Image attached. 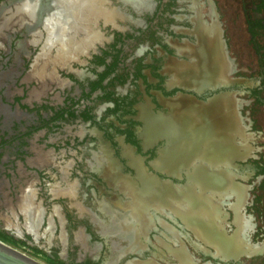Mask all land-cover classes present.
I'll return each instance as SVG.
<instances>
[{
  "label": "rangeland",
  "instance_id": "obj_1",
  "mask_svg": "<svg viewBox=\"0 0 264 264\" xmlns=\"http://www.w3.org/2000/svg\"><path fill=\"white\" fill-rule=\"evenodd\" d=\"M106 1L116 12L111 17H105L101 11L100 15L95 14L91 21L94 28L89 27L87 35L81 34L86 42L78 41L71 46L61 42L59 33L65 29L62 25L66 24L63 21L66 14L60 10L59 0H51V10L42 0H21L19 9L18 0L3 2L7 10L0 11V132L12 140L25 135L40 120L47 121V127L0 149V233L20 252L41 264H83L86 260L139 264L140 258L157 255L158 259L164 252H173L178 248L179 237L184 236L191 248L212 249L214 254L219 249L215 243L192 240L193 233L199 236V230L188 223L186 208L179 201L201 194V207L207 204L202 207L206 213L201 212L202 218L206 215V221H210L208 206L212 210L217 208L211 217L218 220L216 224L222 226L228 240L249 235L252 246L264 245V186L259 188L264 176L257 174L260 163L258 166L255 163L264 161V105H253L250 96L251 90L261 88L263 75L260 55L253 49L246 24L247 20L260 22L261 28L257 30L260 36L256 40L263 47L264 17L256 7L264 0H214L216 14L213 18L208 17L209 12L205 16L208 23L215 18L219 27L232 82L230 88L234 90L240 126L234 134L237 143L235 138L229 142L236 144L232 145L236 152L233 157H240L235 166L202 164L204 160L200 158V162L193 159L184 165L181 159L180 164L168 161L176 146L175 151L184 152L182 156L186 158L192 145L182 140L183 131L178 145L167 144L165 137L169 134L157 122L150 123L149 133L153 139L159 133L158 141L162 144L158 148H164L163 151L146 157L124 144L117 129L129 128L141 140L148 127L143 117L150 99L146 94L150 90L154 94L156 79L155 68L146 65L156 66L153 63L157 64L161 42L172 37L184 40L180 33L189 27L192 12L183 0L170 5L169 0H160L158 11L164 9L162 15L147 17V27L139 30L140 24L129 22L117 10L132 5ZM77 4L73 11L87 6L89 1ZM46 7L48 16L57 15V23H53V29L58 30L56 35L49 36L45 25ZM135 8L148 11L151 6L147 2L140 10ZM91 12L85 13L86 16L90 17ZM84 23L90 26L88 21ZM95 33L100 40L91 38ZM112 33L116 34L113 44ZM68 34L69 31L64 33ZM163 47L166 49V45ZM103 53L106 58L102 64L92 61V56ZM113 60L114 67L107 78H114L88 95L90 84L105 71L104 64ZM175 105L179 112L186 107ZM150 110L155 112L154 108ZM59 112L66 119L50 121ZM84 112L91 116L90 121L81 119ZM158 112L167 115L165 110ZM166 120L162 119V123ZM232 121L237 124L236 117ZM154 143L157 142L150 146H155ZM145 161L149 162L148 171L144 168ZM175 166L182 167L173 177L169 172ZM198 173L208 177L226 175L228 186H206L204 190L194 183V175ZM147 180L172 195V199L165 198L160 206L152 197L143 208L149 218L146 217L147 222L141 219L136 222L135 236L130 232L132 222L130 231L122 234L116 229L117 222L131 210L134 194L145 187L152 188L153 185H146ZM257 197L258 202L253 203ZM253 205L258 221L251 210L248 212ZM241 210L247 218L244 222L238 217ZM144 252L148 255L143 256ZM246 260L249 259L242 257L228 264H249Z\"/></svg>",
  "mask_w": 264,
  "mask_h": 264
},
{
  "label": "flooded vegetation",
  "instance_id": "obj_2",
  "mask_svg": "<svg viewBox=\"0 0 264 264\" xmlns=\"http://www.w3.org/2000/svg\"><path fill=\"white\" fill-rule=\"evenodd\" d=\"M4 1H7V0H0V11L7 10L6 6L3 4ZM59 1H60V3H58V4H60L59 8H60V10H62V12H63V10L65 12L70 11L69 8L66 9L67 6H69L71 11H73L76 8V5H78L77 0H59ZM88 1L91 2V0H88ZM93 1H94V4H92L91 8L88 7V4H87V6H85L83 8H81V6H79L80 12L73 14L74 17L72 15H69L63 19V21H65L66 24L62 25V27L64 26L63 28H65V29L63 30V32L59 33L60 36L62 35L61 36L62 37V41H61L62 43H69L71 46L72 44H74L78 41H80V43L86 42V40H84L83 37H81V34L87 35V33L91 30V29H89V27L94 28V25H92L91 23H89L90 26L85 25V23H84V25H83V23H81V27H79L77 25V23H79V19H77V18H82L80 16L84 15L85 13L88 15L89 11L92 10L93 12H91V13L94 14V16H95V14L100 15V11H101L107 17H111V15H112L111 13L116 12V10H111L109 8L108 4L106 3L107 2L106 0H93ZM118 1H120V0H118ZM146 1L149 2V6H151V9L148 11H146V10L138 11L135 7L139 8V10H140L143 8V5H138V6L132 7L133 5L131 6V4H129V3L127 5H130L131 6L130 8H125V9L122 8V9H117V10L119 11V13L123 12L124 14L123 13L122 14L124 16L126 15L128 17L129 22L135 23V24L136 23L140 24L138 29L142 30V29H145L147 27L146 21H145L147 17L155 16L156 13H158L159 15H162V13L164 12V9H162V8L161 9L159 8L160 10L158 11L160 0H146ZM179 1L180 0H169L168 4L170 5V3L179 2ZM201 1L202 0H183V2H188V6L192 12V14H191L192 18L188 19L189 27L182 29L181 33H180L184 37L183 38L184 40L178 41L172 37L171 40L168 42H166V41L161 42V44H159V57L157 58L159 61L157 60V64L153 63L156 66L146 65L145 63H143L142 67H144L146 65V67L151 66V67L155 68L154 79H156V82L154 84V89H152L154 91V94L153 95L150 94L151 90L147 91L148 94H146V96L147 95L150 96L149 97L150 99H148V105H145L143 117L145 120V124L148 125V127L146 126L148 130L145 128L146 130L143 132L144 138H142L141 140L139 138H137L132 132L133 136L135 137V141H137V143H138L139 149H137L134 145L128 143L126 141L125 133L124 134L120 133L119 131H121V130L117 129V133H119L120 135L123 136L124 144L129 145V146H133L136 151H138L139 153H142V155H145L146 157L147 156H150V157L154 156V154L156 153L155 151L160 150V152H161L164 150V148H161V149L158 148L160 145L159 143H161L158 141V139L161 138V136H158L159 133H157V135H156L157 137L154 139L152 138V135L149 133L150 132L149 127H150L151 122H153V123L157 122V123H159V126H162L163 128H165V131L169 134L168 136L165 137V141L167 142V144H169V145H176L177 144L178 145V143H179L178 141L181 138H182V140H185L186 137H181V138L179 137L175 141L173 134H175V131H176L178 133V135H180V133H182V131H183L184 135H185V131L191 129V127L193 125L192 118H193V115L196 116L195 113H196L197 109L200 110V107L202 105L206 106L208 104L222 103L224 106L225 105L224 101H226V104H227L228 95L233 94L234 90L230 88L231 85H228L226 83L227 81L229 82V80H231V79H229L230 73H228V68L226 67V57L224 56L223 49L221 48V45L222 44L224 45V43H223V41L219 35L220 32L217 30L215 31V28L213 26H211V24H209L208 21L206 20L205 16H203L202 11H201L202 10ZM42 2L43 3L46 2L45 5L51 10V7H50L52 5L51 0H45V1L42 0ZM120 2L123 3L122 1H120ZM147 2L145 4H147ZM17 4H18L17 8L19 9V6L21 4V0H18ZM95 5H96V7H95ZM123 5H125V4L123 3ZM47 7H46V9H47ZM94 7L97 8V10H95ZM76 11H78V9H76ZM46 15L47 16L45 18V25L49 29V36L56 35V32L58 30L55 28L53 29V27H54L53 23H57V19H58L57 15H53V16L49 15L48 16V9L46 11ZM48 17H50V18L48 19ZM111 20H108V21H111ZM47 21H49L51 24L48 25ZM92 21H93V19H92ZM111 23L112 22H108V24H111ZM66 31H69L70 35L68 34L65 36L64 33ZM212 32H214V34H215L214 36H213ZM128 33H130V32H128ZM125 35H126L125 36L126 38L130 37L129 34H125ZM200 36L205 37L204 44H205V50H207L206 55L208 56L209 61L214 62L215 65L220 64L219 72L217 74L218 76L215 79V82H216V80L217 81L219 80L220 85L216 86L214 89L206 87V88H203L201 92H198V90H197L198 87H195V84H196V81L199 80V75H196L197 69H199V68L195 64H196V62H198L196 60V46L199 45V37ZM91 38H98L100 40L101 37L99 34L97 35L95 33V34L91 35ZM111 39H112L111 42L113 44L116 40V34L115 33L114 34L112 33ZM164 45H166V49L163 47ZM105 58H106L105 53H103L102 56L94 55L91 57V59H93L92 61H97V64L98 63L102 64L105 61ZM205 60H206V58H205ZM113 63H114V60H113V62H110L108 64H106V63L104 64V67H106V68H105V71L103 72V74L109 68H111V71L113 70V67H114ZM111 71H110V73H111ZM102 75L98 76L97 80L90 84V88H91V85L95 84ZM195 76H198V78H196ZM107 77L103 80L102 86H103L104 82H106V84H108L109 83L108 81L110 79L112 80L114 78V76L110 77V78H107ZM231 84H232V82H231ZM90 88L87 91L88 93L90 91ZM98 90H101V89H96L94 92H96ZM94 92H92L91 94H93ZM216 97H219V100H217ZM176 103H180L181 105L185 104L186 107H183L184 112L183 111L179 112L180 110L177 108V105H175ZM150 108H154L155 112L150 110ZM158 110L167 111V115H164V114L162 115L161 113L158 112ZM235 116H236V120H237V125H239V121H238V117H237L238 113L235 112ZM235 116L233 113L232 114V120H234ZM164 118H166L167 120L162 123V119H164ZM148 121H149V123H148ZM179 123H181L183 125V126L180 125V126H182L181 128H183L182 131L177 129L179 126L177 124H179ZM46 125H47V121L40 120L36 125L31 126V128H29V131L25 135L18 136L17 138L13 137L12 140H10V138H8L5 133L0 132V137L2 136L6 141L3 145H0V149L2 147L6 146L7 144H9L13 140H20L19 137L24 138L25 136L31 134L33 131H38L40 129L47 127ZM128 130L131 132V130L129 128H123L122 129V131H128ZM170 137H172V138H170ZM113 139H112V141H114ZM153 142H157V143H154L155 146H153V145L150 146V144ZM218 143L221 144V147H223V146L225 147L224 151L220 152L219 148H218L219 146L217 147L214 145V144H218ZM211 144H212V147H211ZM207 145H209V152L210 153H207L202 159L207 160L208 162H210L208 156H210L211 158H214V159H229L230 157H233L236 155L234 146H232L230 144V142H228L227 140L226 141L225 140H219V141L216 140L214 142L208 141ZM176 147L173 149L172 153L183 155L184 152H181V151L178 152L179 150L177 152L175 151V149H177ZM143 148H145L146 150H143ZM213 148H215V149H213ZM116 153H118V152H116ZM216 157H218V158H216ZM175 167H177V166H175ZM144 168H145V171L149 170V162L148 161H145ZM199 174L204 175L205 178L208 177L206 174H203V173H199ZM153 178L158 180L157 175H153ZM209 178H210L211 182L213 183L212 185H215V186L218 185V182L216 180H214V178L217 179V177H209ZM149 184L151 186L153 185L152 188L145 187L142 192L134 194L133 197H137L139 202H144L147 198L146 195L149 192L152 191V192L156 193L157 191H163L159 186L154 185V184H152V182L147 180L146 185H149ZM163 192H165V191H163ZM166 195H168L170 198L172 196L169 193H166ZM192 195L194 196V194H192ZM173 199H176V198L173 197ZM185 199H179L180 205L184 204L183 201ZM186 204H188V203H186ZM213 211L214 210H212V208H211V210H209L207 214L211 215ZM187 212L188 211H185L184 214L186 215ZM203 214H206L205 211L203 212ZM144 215H146V214L144 213ZM203 216H204V221H205L206 215H203ZM186 217L189 221V217L187 215H186ZM140 219L145 221V219H143V217ZM127 222H128V224L124 225L123 231H119L122 234L123 233L126 234V232H128L130 227H131V223L129 221H127ZM210 223L211 222L208 221L207 225L208 226L210 225V227H211L212 223L211 224ZM117 226H118V224L116 225V228H117ZM134 227H136V224L133 225V228ZM137 229H138V226L136 227V231H137ZM118 230H120V229L118 228L117 231ZM133 231L131 230V232H133L134 236H135L137 234L135 232V228L133 229ZM207 234H208V236H210V235L215 236L217 239L219 237H222V234L216 232L214 230V228H212V230L210 232L207 230ZM142 255L147 256L148 252H144ZM147 259H149V258L143 257V258H140L138 260V262H144ZM252 261L253 260H250L251 263H253ZM255 263H257V261H255ZM64 264H71V263L64 262ZM83 264H100V262L98 260L97 261L86 260Z\"/></svg>",
  "mask_w": 264,
  "mask_h": 264
},
{
  "label": "water",
  "instance_id": "obj_3",
  "mask_svg": "<svg viewBox=\"0 0 264 264\" xmlns=\"http://www.w3.org/2000/svg\"><path fill=\"white\" fill-rule=\"evenodd\" d=\"M124 4H128L129 0H120ZM93 0L89 2L88 7L91 8ZM96 7V5H95ZM94 7V8H95ZM84 15L80 16L83 17ZM74 17V15H73ZM87 17V16H86ZM78 19V18H77ZM77 21V20H76ZM206 36V35H205ZM205 37H199V45L196 46V66L197 69L196 75H199V80L196 81L195 87H198V92H201L203 88L214 89L216 86L220 85L219 80L215 82L216 77L218 76L220 64L215 65L214 62L209 61L208 56L206 55L205 50ZM206 58V60H205ZM229 73V69H228ZM198 78V76H195ZM198 83V84H197ZM228 85H231V80L226 82ZM197 85V86H196ZM230 95V94H229ZM228 95V96H229ZM219 100V97H216ZM216 100V101H217ZM214 102V101H213ZM200 107V106H199ZM230 101L227 103V111L224 112V115L221 111H224V106L221 103L219 104H208L206 106H201L200 110L197 109L196 116L193 115L192 122L193 125L191 129L185 131V137L189 143H191L192 148L190 153L184 159L186 164L193 160H199V154L202 150V147L208 142H214L216 140H229L230 135L238 130L237 124L232 121V109ZM227 131V134H225ZM225 134V135H224ZM208 156V155H207ZM210 162L202 161L210 165H217L224 163L221 160L211 158L208 156ZM211 158V159H210ZM218 158V157H216ZM207 159V158H206ZM232 159H227L228 162H231ZM0 264H41L24 253L20 252L12 244H7L0 240Z\"/></svg>",
  "mask_w": 264,
  "mask_h": 264
},
{
  "label": "crops",
  "instance_id": "obj_4",
  "mask_svg": "<svg viewBox=\"0 0 264 264\" xmlns=\"http://www.w3.org/2000/svg\"><path fill=\"white\" fill-rule=\"evenodd\" d=\"M213 1L214 0H202L201 1V6H202L201 11H202L203 16H206V14L209 12L208 17L213 18L214 14H216V7H215V3ZM210 22L211 23H209V24H211V26H213L215 28V31L216 30L219 31V27L216 23L215 18L210 19ZM221 48L223 49L224 56L226 57L223 44L221 45ZM234 99H235L234 94H232V95L230 94L228 96L227 103L229 100L231 107H232V113H234V115H235V112L238 113V111H237V107L235 105ZM224 103H225L224 111H221L223 113V115H224V112H226L228 110L226 101H224ZM221 105H222V103H221ZM238 121H239V119H238ZM239 126L240 125H237V129ZM225 134H227V131ZM234 134H233V136H234ZM230 136H231L230 139L232 138V141H233V138H235V143H237V141H238L237 135H235L233 137L231 134ZM227 141L229 142V140H227ZM235 143L233 142L232 145L236 146ZM170 154L171 155H169L168 161H171V162L178 161L179 162V159H181V161L183 162V165L186 164V162L184 161V159H185L184 156H182L180 154H176V153H170ZM239 158L240 157H233V160L231 162H227L226 164L225 163H220V164L224 165V166H235V161H237ZM230 159H232V158H230ZM195 161H199V160L195 159ZM201 163L204 164V162H201ZM179 164H180V162H179ZM180 167H182V166H177L175 168V170L171 169L169 172L170 173L169 175H171L173 177L178 175L179 172L177 173V171H178V169H180ZM169 187L171 188L172 186H169ZM200 187H201V185H200ZM203 188L205 190L204 186H203ZM175 193H177V192H175ZM198 193H202V192H200V190H199ZM204 205H207V204H203V206ZM208 207L213 208L212 206H208ZM196 209L204 210L203 208H196ZM216 210H217V208L214 211L216 212ZM214 211L210 215V221L214 222V224H216V222L218 223V220L213 219V217H211L213 215ZM238 217L242 220V222H244L245 219H247L243 215L242 210H241V212L238 213ZM188 223L192 225V223H190L189 221H188ZM216 225L222 234V237H219L217 240H216V238H214L215 240L212 239L213 236L208 237V235H206V233L203 232L198 227H196V228L200 231L198 233L199 236H196V234L193 233L194 238L193 239L191 238L192 240H194V242L195 241H209V242H213L216 245H218L219 249L214 254H213L212 249L210 250V249L203 248V249H197L196 250L194 248H191L190 245L188 244V241L185 239V236H184V237H179L178 244H177L178 248L173 250V252H171V253H165L164 252V255L158 256V259H157V255H156V257L151 256L150 259H147L146 261L139 262V263L140 264H228V262L230 260L236 261L239 258L246 257L247 259H249V260H246V263L256 264L255 261H257V264H264V245L258 244V245L252 246L253 244L251 243V238L249 237V235L248 236L242 235L241 238H239V239L235 238L232 240L231 239L228 240L227 236L224 233L225 231H223V229H222V226L220 224H216ZM193 226H196V225L193 224ZM247 246L248 247L251 246V248L250 247L246 248ZM250 260H253V263H251Z\"/></svg>",
  "mask_w": 264,
  "mask_h": 264
},
{
  "label": "bare ground",
  "instance_id": "obj_5",
  "mask_svg": "<svg viewBox=\"0 0 264 264\" xmlns=\"http://www.w3.org/2000/svg\"><path fill=\"white\" fill-rule=\"evenodd\" d=\"M78 2H82V0H77ZM128 1V0H127ZM60 3V2H59ZM124 3V2H123ZM146 3V0L144 1V0H129V4H131V5H134V6H138V5H144ZM93 4H94V2H93ZM67 5V4H66ZM69 8V12H65L64 10H63V13H65L66 14V16H69V15H72L73 16V14H76L77 12H80V10H78V11H71V9H70V7L69 6H67L66 7V9H68ZM63 13H61V14H63ZM65 16V17H66ZM86 16V14H84V17ZM93 16H94V14H92V13H90V17H87V18H85L84 19V17H82V18H78L79 19V22H81V23H84V20H85V22L86 21H88L89 23H91V21H92V19H95V17L93 18ZM106 16V15H105ZM94 21V20H93ZM74 23V22H73ZM77 25L79 26V27H81L80 26V24L79 23H77ZM177 125H179L178 126V130H181L182 131V129L183 128H181L182 126H180V125H182L181 123H179V124H177ZM148 126V125H147ZM187 126V125H186ZM176 129V130H177ZM181 134V133H180ZM173 136H174V139H175V141L179 138V136L180 135H178V133L175 131V134H173ZM170 138H172V137H170ZM189 145V144H188ZM191 145V144H190ZM215 146H219L218 148H219V151L221 152V151H224L225 150V147L223 146V147H221V144L220 143H218V144H214ZM187 147V146H186ZM191 147V146H190ZM211 147H212V144H211ZM213 149H215V148H213ZM189 153V152H188ZM207 153H210L209 152V145H207V143L202 147V150H201V152H200V154H199V158L200 159H202ZM218 179V180H217ZM217 179H215L214 178V180H216L217 182H218V185H212L213 183L211 182V180H210V178L209 177H207V178H205L204 177V175H201V174H197V176L196 175H194V183H196V184H199V185H202V186H204V187H218V186H222V185H224V186H228V183H229V179H228V177L226 176V175H223L222 177H217ZM155 196V197H154ZM146 200L144 201V202H139V200H138V198L137 197H134V201H133V203L130 205L131 206V210H129L128 211V213L127 214H125V216H123V218L118 222V226H117V228L116 229H120V230H118V231H123V227H124V225L126 224H128V222L127 221H129L130 223L132 222L133 224H132V226L133 225H135L136 224V222L138 221H140V218H142L143 217V219H145V222H147V215H144V206L146 207L147 205H148V200H151L152 199V197H154V198H156V203H158V205H160V206H162L163 204H164V199L165 198H170L168 195H166V193L165 192H163V191H157L156 193L155 192H149L147 195H146ZM166 200V199H165ZM203 200V197L201 196V194H198L197 196L194 194V196L193 195H190V197H187V199H185L184 201H183V203L184 204H182V206L184 207V208H186V211H188L187 213H186V215L189 217V221H190V223H192V225L194 224V225H196V227H198V228H200L203 232H205L206 233V235H208L207 234V230L210 232L211 230H212V227H210V225L208 226L207 225V223H208V221H204V216H203V218H202V214H201V212L203 211V210H201V209H196V208H202L201 207V203H200V201H202ZM147 202V203H146ZM152 202V201H151ZM153 203V202H152ZM169 203V202H168ZM186 203H188V204H186ZM187 205V206H186ZM143 210V211H142ZM145 210H146V208H145ZM141 212V216H140V213ZM203 213V212H202ZM144 215V216H143ZM147 217V218H146ZM149 219V218H148ZM203 224V225H202ZM205 225V226H204ZM131 226V227H132ZM134 229V228H133ZM133 229H132V231H133ZM129 231H130V229H129ZM131 232V231H130ZM134 232V231H133ZM200 232V231H199ZM202 232V233H203ZM204 234V233H203ZM208 237H212L211 235L210 236H208ZM214 238H216L215 236H213L212 237V239H214ZM215 240V239H214ZM216 240H217V238H216ZM241 244V243H240ZM232 250V249H231ZM234 250V249H233Z\"/></svg>",
  "mask_w": 264,
  "mask_h": 264
},
{
  "label": "trees",
  "instance_id": "obj_6",
  "mask_svg": "<svg viewBox=\"0 0 264 264\" xmlns=\"http://www.w3.org/2000/svg\"><path fill=\"white\" fill-rule=\"evenodd\" d=\"M257 10L258 11H262L263 13V17H264V1L262 2H259L257 4ZM247 24V27H248V33L250 35V42L251 44L253 45V49L255 50V53L258 55H260V60H259V66L260 68L262 69V72L261 74L263 75V80L261 81V88H256V89H253L251 90V97H253L254 99V102H253V105H256V104H263L264 105V53L263 54H260L259 52L261 50H264V45L263 47H260V44L258 43V40H256L258 38V36H260V34H258L257 30L259 28H261L260 26V22L256 21V22H252L250 20H247L246 22ZM110 71H111V68H109L100 78L99 80L91 85V88H90V91L88 93V95H91L92 92H94L96 89H102V82L103 80L110 74ZM260 94H262V96H260ZM130 113H134L133 111H131ZM56 114V113H55ZM85 114V115H84ZM64 117V114L63 112H59L57 113L55 116L51 117L50 118V121L51 120H54V119H61ZM63 119H66V118H63ZM81 119L83 121H90L92 118L91 116L88 115V112H84L83 115H81ZM120 133H125L126 135V141L132 145H134L137 149H139V146H138V143L137 141H135V137L133 136L132 132H130L129 130L128 131H119ZM5 139L1 136L0 137V145H3L5 143ZM258 166V164L260 163V166L259 167V170L257 172L258 175H263L264 176V161H256L255 162ZM264 186V180L261 182L259 188L261 189L262 187ZM259 200V197L255 198V200L253 201V203H257ZM254 205L252 206L251 209L248 210V212L251 210V212L253 213V215L255 216V219L256 221H258V217H257V211L254 210ZM257 232L260 233V225L257 223ZM0 240L2 242H5L7 244H11V242H9V240L7 238H5L3 235L0 234ZM49 264H64L62 262H49Z\"/></svg>",
  "mask_w": 264,
  "mask_h": 264
}]
</instances>
